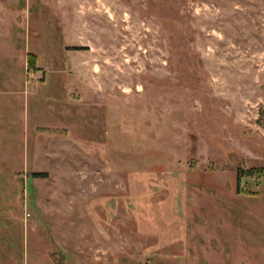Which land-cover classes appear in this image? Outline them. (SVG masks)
Returning <instances> with one entry per match:
<instances>
[{
	"label": "rangeland",
	"instance_id": "rangeland-1",
	"mask_svg": "<svg viewBox=\"0 0 264 264\" xmlns=\"http://www.w3.org/2000/svg\"><path fill=\"white\" fill-rule=\"evenodd\" d=\"M0 264H264V0H0Z\"/></svg>",
	"mask_w": 264,
	"mask_h": 264
},
{
	"label": "trees",
	"instance_id": "trees-1",
	"mask_svg": "<svg viewBox=\"0 0 264 264\" xmlns=\"http://www.w3.org/2000/svg\"><path fill=\"white\" fill-rule=\"evenodd\" d=\"M28 64L30 67L34 65V58L32 56H29ZM251 173H254V172H251ZM34 177H45V176L42 174H34Z\"/></svg>",
	"mask_w": 264,
	"mask_h": 264
}]
</instances>
